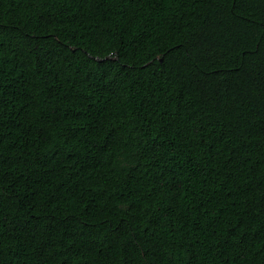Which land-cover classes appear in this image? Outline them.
Listing matches in <instances>:
<instances>
[{
	"label": "trees",
	"instance_id": "obj_1",
	"mask_svg": "<svg viewBox=\"0 0 264 264\" xmlns=\"http://www.w3.org/2000/svg\"><path fill=\"white\" fill-rule=\"evenodd\" d=\"M0 264H264V0H0Z\"/></svg>",
	"mask_w": 264,
	"mask_h": 264
},
{
	"label": "water",
	"instance_id": "obj_2",
	"mask_svg": "<svg viewBox=\"0 0 264 264\" xmlns=\"http://www.w3.org/2000/svg\"><path fill=\"white\" fill-rule=\"evenodd\" d=\"M95 58L100 59L99 57H95Z\"/></svg>",
	"mask_w": 264,
	"mask_h": 264
}]
</instances>
